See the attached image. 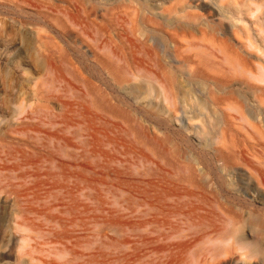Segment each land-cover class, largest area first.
Instances as JSON below:
<instances>
[{
  "label": "rangeland",
  "instance_id": "obj_1",
  "mask_svg": "<svg viewBox=\"0 0 264 264\" xmlns=\"http://www.w3.org/2000/svg\"><path fill=\"white\" fill-rule=\"evenodd\" d=\"M0 264H264V0H0Z\"/></svg>",
  "mask_w": 264,
  "mask_h": 264
}]
</instances>
